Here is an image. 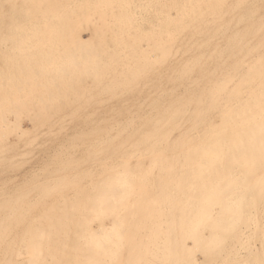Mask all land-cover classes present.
<instances>
[{"label":"bare ground","instance_id":"1","mask_svg":"<svg viewBox=\"0 0 264 264\" xmlns=\"http://www.w3.org/2000/svg\"><path fill=\"white\" fill-rule=\"evenodd\" d=\"M129 1L0 0V264H264V0Z\"/></svg>","mask_w":264,"mask_h":264},{"label":"rangeland","instance_id":"2","mask_svg":"<svg viewBox=\"0 0 264 264\" xmlns=\"http://www.w3.org/2000/svg\"><path fill=\"white\" fill-rule=\"evenodd\" d=\"M2 1V0H1ZM137 1V2H136ZM147 1V2H146ZM162 1H164V0H130L129 2H128V10H130V11H132V13H131V15L134 17V20H137V21H135V23H133L134 24V29L135 30H137V34L135 33V35H134V33L132 34L131 32H132V30H130V33H131V35L129 36V38L131 39V42L133 41L134 42V40H136L137 41V46L140 48V49H142V50H146V48H147V44H146V42H145V38H146V36H147V34L151 31V30H153L154 28H155V26H157V22L159 21L158 20V13L162 10L161 8H163L162 6H164L163 4H165V2H166V4L168 3V0L166 1H164V2H162ZM140 2V3H139ZM144 2H145V4H144ZM131 5H130V4ZM136 3H138V4H136ZM133 4V5H132ZM5 6H7V5H5ZM135 7V8H134ZM144 7V8H143ZM131 8V9H130ZM148 8V9H147ZM155 8V9H154ZM6 9V8H5ZM140 9H141V11H140ZM134 10V11H133ZM135 10H137V11H135ZM136 12V13H135ZM158 12V13H157ZM171 12V11H170ZM140 13V14H139ZM172 13V12H171ZM129 14H130V12H129ZM136 14L138 15V16H136ZM142 14V15H141ZM153 14V15H152ZM153 16V18L151 19V17ZM136 17H139L138 19L136 18ZM133 20V21H134ZM156 22V23H155ZM154 23V24H153ZM80 33H79V36H80V38H81V40H85V39H88L89 37V31L87 30V29H81L80 31H79ZM142 34V35H141ZM144 35V36H143ZM143 37H144V39H143ZM128 38V40H130ZM128 40L126 39V41L128 42ZM135 43V42H134ZM154 54V53H153ZM28 116V114H27V107L25 106V105H21V107H20V113H19V115H14V116H16L15 118H17L18 119V121H19V125H20V128L22 129V130H24V131H29L30 129H31V121H30V119L27 117ZM46 159V158H45ZM45 159H42V160H38V161H33V164H32V162L30 163V164H25V165H23L22 166V168L20 169V170H18V171H15V172H12V173H4L3 175H0V184L4 187L3 188V191H4V193L3 194H7V193H11L12 191H20V190H27V189H29V188H27V185H29V180H31L32 178H35V177H37V176H39V175H41L42 173L41 172H44V171H40V169H46V172L47 171H49L51 174H53L54 173V171L52 170V168H50L51 167V165H45L44 166V163L47 161V160H45ZM35 162V163H34ZM45 164H47V163H45ZM24 166H25V168H24ZM24 168V169H23ZM29 168V169H28ZM48 173V172H47ZM50 173H48V175H51ZM36 174V176L34 177V175ZM48 175L46 176L45 174H44V176H42V178L40 177V178H36V180L37 179H40V181L41 182H45L43 179H46V177H48ZM49 178V177H48ZM47 178V179H48ZM52 180H54L55 182H56V178H52L51 177V179L49 178L47 181H48V183L49 182H52ZM40 181H36V182H39V184H43V183H40ZM52 182V184L50 183L49 184V186L48 185H46V186H48L49 187V189H51L50 188V186H53V183H55V182ZM35 183V182H34ZM45 183H47V182H45ZM44 183V184H45ZM43 184V185H44ZM37 186H38V183H37ZM33 187V186H32ZM38 187H40V186H38ZM41 187H42V185H41ZM37 188V187H36ZM43 188V187H42ZM45 188V187H44ZM70 190H72V189H70ZM37 191H39V190H37ZM3 194H0V195H2L3 196ZM36 197V196H35ZM39 198V197H38ZM17 238H19V237H16V239ZM15 239V238H14ZM14 239H13V241H14ZM20 239V238H19ZM19 239H18V241H19ZM10 241H12V240H9V242ZM17 241V242H18ZM22 241V238L20 239V242L19 243H17L16 242V240H15V242L17 243H13L14 245H17V247L16 246H14L15 247V249H16V252H17V250H18V253L20 254L19 255V257L18 256H16V258L15 257H13V256H15L14 255V250L12 249V245H8V241L6 242L7 243V246L9 247V246H12L11 248L9 247H6V246H4V247H6V248H8V251L7 252H4V254H6V253H12V254H8L9 255V257L7 256L6 257V260L9 258H11L10 259V263H11V261H13L15 264H16V262H18V261H21V262H23V263H19V264H29V263H31V261L30 260H28L29 261V263H26V261L25 260H23V258H25V257H30V254L28 255V253H26V250H25V248L27 247H25L24 246V243H22L21 242ZM23 242H26L24 239H23ZM11 243V242H10ZM4 245H6L5 243H4ZM25 245H27V243H25ZM60 246V245H59ZM58 246V247H59ZM13 247V248H14ZM6 248H4V250L3 251H6L7 249ZM28 249V248H27ZM9 250H11V251H9ZM57 253H59V252H57ZM7 255V254H6ZM12 257H11V256ZM22 255H24V256H22ZM5 256V255H4ZM12 258H13V260H12ZM22 258V259H21ZM8 259V260H9ZM34 261V260H33ZM12 262V263H13ZM33 263H35V262H32L31 264H33Z\"/></svg>","mask_w":264,"mask_h":264}]
</instances>
